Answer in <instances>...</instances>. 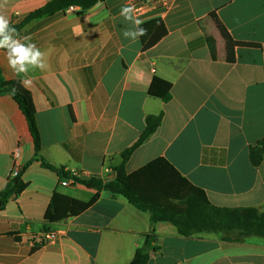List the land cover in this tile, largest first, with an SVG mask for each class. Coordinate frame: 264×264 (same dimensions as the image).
Instances as JSON below:
<instances>
[{"label": "crops", "instance_id": "0c3cea01", "mask_svg": "<svg viewBox=\"0 0 264 264\" xmlns=\"http://www.w3.org/2000/svg\"><path fill=\"white\" fill-rule=\"evenodd\" d=\"M52 0H7L0 13L19 25ZM133 0H107L89 10L72 7L33 20L20 37L46 53V69L16 75L0 52L8 81H20L34 113L41 156L73 177L114 181L122 154L146 129V118L163 114L161 126L126 163L133 175L164 160L221 208L264 211V164L255 168L249 148L264 137V0H171L168 10L138 15L144 25L163 21L168 34L144 50L120 16ZM3 0H0V4ZM215 14L239 47L225 60ZM217 42L213 60L206 42ZM171 85L172 99L149 94L154 80ZM30 80L25 86L22 81ZM160 88V87H159ZM16 165L26 188L0 211V264H130L151 238L148 264H264V238L229 233L182 237L170 223L153 225L150 214L124 197L97 192L34 161L35 142L26 117L10 95H0V193ZM180 184L165 165L144 175ZM55 193L89 203L59 223L44 218ZM59 232L47 242L42 233Z\"/></svg>", "mask_w": 264, "mask_h": 264}, {"label": "trees", "instance_id": "16d2710c", "mask_svg": "<svg viewBox=\"0 0 264 264\" xmlns=\"http://www.w3.org/2000/svg\"><path fill=\"white\" fill-rule=\"evenodd\" d=\"M106 1L52 0L42 8L29 14L21 24H12V27L20 34L23 27L33 20L54 16L72 7L89 10L97 4ZM211 18L216 25L220 37L224 41L225 60L227 63L234 64L236 62L235 51L239 47L261 48L258 44L235 41L215 14H212ZM140 27L147 30L146 35L140 36L144 50L152 48L168 34L163 21L160 19L152 20ZM206 42L211 58L216 60L218 55L216 39L212 36H206ZM149 94L152 97L162 99L164 102H169L172 99L171 85L156 79L150 88ZM0 95H10L26 117L35 142L34 161L40 162L43 168L57 173L64 179H69L71 175L66 173L63 168H57L42 158L39 133L36 127L34 113L25 96L21 82L6 80L1 69ZM162 120L163 114L146 118L145 131L141 134L136 144L122 154L123 162L116 169V179L114 181L105 182L98 178L83 179L78 177H73V179L77 184L83 185L88 189H94L97 192L105 191L113 196L124 197L138 210L149 213L153 225L163 222L170 223L185 238H191L205 233H229L233 231H237L241 236H260L264 238V211H259L256 208H221L214 206L202 189L193 186L187 180L180 177L164 160L154 162L133 175L126 173V163L133 152L156 133L162 124ZM249 160L255 168L264 164V137L249 148ZM161 165H165L171 169L179 177L180 184L176 183L174 185L166 182L160 185L152 177V179L146 182L148 191L145 193L144 175H147L149 171L159 169ZM26 186V184L21 182L20 177L10 181L8 186L0 193V211L5 209L11 197L20 195ZM95 199L89 203H83L55 193L44 220L49 224L59 223L83 212ZM151 238L148 236L144 246L136 250L135 256L130 264H148Z\"/></svg>", "mask_w": 264, "mask_h": 264}, {"label": "clouds", "instance_id": "9594fccd", "mask_svg": "<svg viewBox=\"0 0 264 264\" xmlns=\"http://www.w3.org/2000/svg\"><path fill=\"white\" fill-rule=\"evenodd\" d=\"M7 4V0H3L0 8ZM138 9L132 4L121 7L120 16L130 23L131 27L123 30V36L132 41L137 40L140 36L146 35L147 30L140 27L143 23L138 17ZM29 36L20 37L17 30L12 27L10 17L0 13V50L5 51L8 66L16 75L24 74L29 71L40 69L44 71L47 67L45 62L46 53L41 51L35 43L30 42ZM22 83L27 86L31 84L30 80H24Z\"/></svg>", "mask_w": 264, "mask_h": 264}, {"label": "built area", "instance_id": "2783aa9c", "mask_svg": "<svg viewBox=\"0 0 264 264\" xmlns=\"http://www.w3.org/2000/svg\"><path fill=\"white\" fill-rule=\"evenodd\" d=\"M132 5H134L135 8L138 9L137 14L140 15L146 11H154L157 9L168 10L171 7V0H133ZM1 51L3 50H0V52ZM19 155H20V151H19V148H17L14 150L12 154V157L15 162V166L10 174V181L20 177V170H19V167L16 165V161L19 158ZM71 184H77L73 178L65 179L61 183L62 186H68ZM42 237H44V239L47 242L54 243L59 239V232L47 231V232L42 233Z\"/></svg>", "mask_w": 264, "mask_h": 264}]
</instances>
